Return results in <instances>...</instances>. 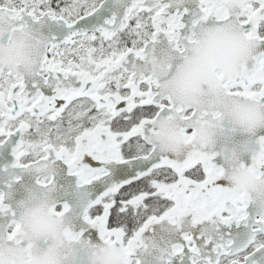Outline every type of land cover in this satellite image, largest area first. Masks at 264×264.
Returning <instances> with one entry per match:
<instances>
[{
	"label": "snow or ice",
	"instance_id": "1",
	"mask_svg": "<svg viewBox=\"0 0 264 264\" xmlns=\"http://www.w3.org/2000/svg\"><path fill=\"white\" fill-rule=\"evenodd\" d=\"M0 264H264V0H0Z\"/></svg>",
	"mask_w": 264,
	"mask_h": 264
}]
</instances>
